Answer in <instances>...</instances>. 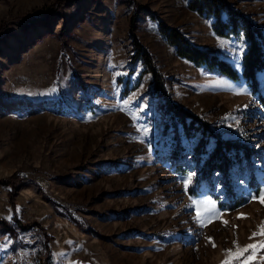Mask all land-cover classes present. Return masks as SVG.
<instances>
[{
    "label": "rangeland",
    "instance_id": "374dc122",
    "mask_svg": "<svg viewBox=\"0 0 264 264\" xmlns=\"http://www.w3.org/2000/svg\"><path fill=\"white\" fill-rule=\"evenodd\" d=\"M225 1L264 32V0ZM157 22L240 71L245 44L216 37L183 0H0V264H264V235L249 239L264 222L253 199L264 193V75L251 94L196 68ZM129 32L176 105L247 141L248 163L230 174L235 208L218 205L217 174L190 195L192 163L179 175L154 153L165 117Z\"/></svg>",
    "mask_w": 264,
    "mask_h": 264
},
{
    "label": "trees",
    "instance_id": "16d2710c",
    "mask_svg": "<svg viewBox=\"0 0 264 264\" xmlns=\"http://www.w3.org/2000/svg\"><path fill=\"white\" fill-rule=\"evenodd\" d=\"M183 1L189 11L210 19V29L216 37L240 39L245 44L240 56V71L233 69L225 60L195 47L177 29L168 28L157 22L156 31L159 37L172 47L178 58L187 61L196 68L203 67L231 82L237 83L243 80L251 94H258V76L264 75L263 29L252 23L246 15L233 8L225 0ZM61 5L62 3L59 7L51 9L48 14L56 15ZM12 23L20 29L33 28L36 23L42 25L40 19L36 23ZM128 35L133 52L131 61H139L142 68L141 73L150 76L151 92L161 100L162 113L165 117L160 138L154 146V153L161 154L163 159L169 161L174 172L179 175L188 172L185 163L187 160L192 163L193 179L187 190L190 195H197L198 189L203 183L212 189L211 180L217 174L225 198L218 205L224 209L235 208L242 199L233 194L234 187L231 184L233 177L230 174L238 169L240 160L248 163L251 150L247 141L245 139L222 138L205 121L176 105L169 96L164 79L157 70L153 57L138 43L131 32ZM136 87L137 83H134L130 88L125 85L123 94H127ZM10 181L9 183L16 185L15 181ZM5 185L7 182H0V186ZM247 187L254 196L257 195L258 184L254 179H249Z\"/></svg>",
    "mask_w": 264,
    "mask_h": 264
},
{
    "label": "snow or ice",
    "instance_id": "6c2138e0",
    "mask_svg": "<svg viewBox=\"0 0 264 264\" xmlns=\"http://www.w3.org/2000/svg\"><path fill=\"white\" fill-rule=\"evenodd\" d=\"M253 199H259L260 200V202L262 203V204H264V193H261V196L258 198V197H253ZM226 223V222H225ZM264 235V222H262L261 223V226H260V231H259V233H257V232H254L253 234H252V236L251 237H249V239H254L257 235ZM209 239V241L211 242V238L209 237L208 238ZM234 243V245H236V241H234L233 242ZM213 246L215 247V245L213 244ZM255 247H256V245H246L245 247H244V249L242 250V252H247L249 249H255ZM260 247H262V248H264V242H261V244H260ZM229 253H231V250H227ZM241 255H242V253H241ZM237 259H239V255L236 257ZM223 264H230V262L229 261H224L223 262Z\"/></svg>",
    "mask_w": 264,
    "mask_h": 264
},
{
    "label": "water",
    "instance_id": "95a60500",
    "mask_svg": "<svg viewBox=\"0 0 264 264\" xmlns=\"http://www.w3.org/2000/svg\"><path fill=\"white\" fill-rule=\"evenodd\" d=\"M78 264H88V263H81V262H79Z\"/></svg>",
    "mask_w": 264,
    "mask_h": 264
}]
</instances>
